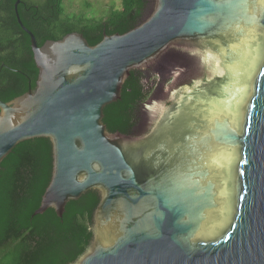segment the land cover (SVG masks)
<instances>
[{
  "label": "water",
  "instance_id": "95a60500",
  "mask_svg": "<svg viewBox=\"0 0 264 264\" xmlns=\"http://www.w3.org/2000/svg\"><path fill=\"white\" fill-rule=\"evenodd\" d=\"M19 4L38 77L0 101V165L20 143L50 142L33 217L61 219L98 193L92 241L74 264H264V0H154L124 35L90 46L72 33L41 47ZM170 50L208 66L204 79L194 75L148 133H109L105 107Z\"/></svg>",
  "mask_w": 264,
  "mask_h": 264
},
{
  "label": "trees",
  "instance_id": "16d2710c",
  "mask_svg": "<svg viewBox=\"0 0 264 264\" xmlns=\"http://www.w3.org/2000/svg\"><path fill=\"white\" fill-rule=\"evenodd\" d=\"M17 0H0V101L9 103L35 89L38 70L29 37L15 17ZM63 0H20L17 7L23 26L37 46L81 34L90 46L104 35H124L146 18L148 0H121V9L99 21L76 23L64 19ZM143 71H132L120 100L103 110L109 133L135 136L137 114L151 90ZM148 130L146 133H148ZM52 148L47 139L17 145L0 165V264H74L88 249L93 237V214L99 195L89 191L65 207L61 219L52 209L33 217L49 185Z\"/></svg>",
  "mask_w": 264,
  "mask_h": 264
},
{
  "label": "rangeland",
  "instance_id": "374dc122",
  "mask_svg": "<svg viewBox=\"0 0 264 264\" xmlns=\"http://www.w3.org/2000/svg\"><path fill=\"white\" fill-rule=\"evenodd\" d=\"M153 1L148 0L149 3ZM62 7L64 19L81 24L86 21H99L111 11H119L121 0H63ZM208 69L205 65L196 67L181 52L170 50L150 69L143 71L144 83L151 90V94L147 104L137 114L135 133L140 134L146 128L149 130L164 109L193 89L194 84L191 81L194 75L204 79Z\"/></svg>",
  "mask_w": 264,
  "mask_h": 264
},
{
  "label": "flooded vegetation",
  "instance_id": "af4514ba",
  "mask_svg": "<svg viewBox=\"0 0 264 264\" xmlns=\"http://www.w3.org/2000/svg\"><path fill=\"white\" fill-rule=\"evenodd\" d=\"M151 6H152V2H150V3L148 4V9H147L146 13H148V12L151 10ZM145 104H147V102H146ZM147 131H148V130H147V128H146L142 133H140V134H139V133H135L134 135H135V136L142 135V134H145Z\"/></svg>",
  "mask_w": 264,
  "mask_h": 264
}]
</instances>
